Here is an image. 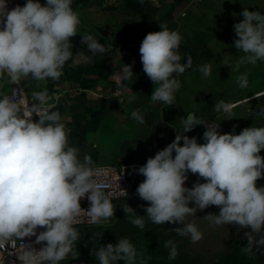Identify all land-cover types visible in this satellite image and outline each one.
<instances>
[{
    "label": "clouds",
    "instance_id": "clouds-1",
    "mask_svg": "<svg viewBox=\"0 0 264 264\" xmlns=\"http://www.w3.org/2000/svg\"><path fill=\"white\" fill-rule=\"evenodd\" d=\"M72 2L46 0L42 5L39 0H26L23 6L9 10L7 0H0V75L7 74L12 84H20L29 76L44 82L60 79L72 56L70 38L77 35L80 23ZM240 15L243 20L234 24V47L244 55L238 57L234 71L244 64L264 62V13L245 8ZM160 28L145 36L139 52L144 73L156 85L151 100L171 106L181 86L173 74L191 68L192 58L185 54L182 64L178 51L181 35L165 24ZM81 44L93 55L106 50L92 36L82 37ZM211 70L210 64L199 68L204 77L210 76ZM133 74L132 66L125 64L122 78L130 79ZM237 83L246 88L247 73L238 75ZM32 100L37 103L26 102L23 89L0 98V247L7 241L14 246L15 239L36 236L35 243L45 242L44 247L37 252L26 245L18 257L22 264H59L73 252L79 239L74 225L81 223L83 216L98 224L113 217L115 209L105 192L109 185L94 178L91 156L85 155L82 162L78 159L80 149L69 146L59 113L48 111L47 89L34 91ZM134 100L135 96L129 103ZM214 110L229 112L231 105L220 101ZM34 115L38 121H33ZM131 116L140 124L145 122L138 110ZM181 124L183 134L177 132L172 143L137 169L145 177L136 189L137 195L149 203L145 216L157 225L179 222L183 227L174 231L196 243L203 233L194 223L185 224V218L210 205L217 206L218 215L205 216L213 224L250 230L245 232L247 245L242 252L251 253L254 246H264V237L256 240L253 236L264 229V186H257V181L264 178V157L259 155L264 149V127L221 134L219 125L209 126L193 113L182 117ZM197 125L206 126L203 144L184 134ZM188 173L198 174L206 182L185 187ZM86 195L90 207L85 210L80 200ZM123 210L132 213L130 223L144 228L145 216L137 215L129 206ZM37 228L45 230L37 235ZM165 247H170L168 258L174 260L178 255L176 245L169 240ZM92 254L99 264H147L146 260H137L141 254L127 238L102 245Z\"/></svg>",
    "mask_w": 264,
    "mask_h": 264
},
{
    "label": "crops",
    "instance_id": "crops-1",
    "mask_svg": "<svg viewBox=\"0 0 264 264\" xmlns=\"http://www.w3.org/2000/svg\"><path fill=\"white\" fill-rule=\"evenodd\" d=\"M194 4L193 0H73L71 7L80 23L77 35L70 38L72 56L63 75L55 82L29 76L21 83L26 98L47 89L51 112L59 113L69 146L80 149L81 162L90 155L92 165H137V189L145 179L137 169L172 143L177 132L182 135L184 115L179 117L175 109L178 90L171 106L151 100L156 85L143 71L139 49L148 33L161 30L160 24L177 31L179 18ZM86 36L96 38L105 52H89L81 44ZM125 64L132 66L130 79L122 78ZM173 78L179 80L180 74ZM10 92V79L0 75V98ZM137 110L143 124L131 116Z\"/></svg>",
    "mask_w": 264,
    "mask_h": 264
},
{
    "label": "rangeland",
    "instance_id": "rangeland-1",
    "mask_svg": "<svg viewBox=\"0 0 264 264\" xmlns=\"http://www.w3.org/2000/svg\"><path fill=\"white\" fill-rule=\"evenodd\" d=\"M245 8L264 13V0H203L179 18L177 32L182 37L178 49L181 63L186 62L185 54L192 58L191 68L179 78L181 86L175 108L179 117L184 115L186 118L188 113H193L205 122L224 127V133L232 134H240L248 127H264V105L257 101V97L264 93V62L244 64L239 71L233 70L238 57L244 55L234 47L237 38L234 24L243 20L240 14ZM205 64L212 66L208 77L199 71ZM243 73L248 77L246 88L237 83V76ZM220 101L231 105V110L215 111L214 105ZM205 131L193 129L184 134L189 138L196 137L197 142L203 144ZM259 155L264 157V149ZM196 182L206 181L198 174L188 173L185 187L191 188ZM257 186H264V180L259 179ZM132 201L140 208L144 206L135 213L145 216L144 209L149 203L137 193ZM219 212V207L210 205L202 211L197 210L195 216L185 218V224L194 223L203 233V238L193 243L190 236H180L174 231L183 227L179 222L157 225L145 216V226L141 229L130 223L132 213L126 215L116 210L107 223L77 228L79 239L74 243L73 252L59 264H99L92 253L102 245L116 244L121 238H127L141 254L137 260H146L147 264H264V246H254L247 254L241 251L247 245L245 232L250 230L231 224L217 226L205 217ZM253 236L256 240L264 237V229ZM169 240L177 248L178 255L174 260L168 258L170 247H165ZM116 264H124V261Z\"/></svg>",
    "mask_w": 264,
    "mask_h": 264
},
{
    "label": "built area",
    "instance_id": "built-area-1",
    "mask_svg": "<svg viewBox=\"0 0 264 264\" xmlns=\"http://www.w3.org/2000/svg\"><path fill=\"white\" fill-rule=\"evenodd\" d=\"M24 0H7L8 8L11 10L17 5L23 6ZM195 3H200L203 0H193ZM15 89H23L22 83L20 84H12L11 83V92L9 96L12 94V92ZM23 95L27 103H37L36 101L32 100L31 98H26L25 91L23 89ZM51 98L49 97L48 103L46 105L49 112L52 110V104L50 103ZM33 121H38V116L32 117ZM209 126H218L219 124L205 122ZM206 129L205 125H197L194 130H201ZM218 131L221 134H225L224 127H221L219 125ZM91 167L94 169L95 173V179L98 181H101L103 183H106L109 185L107 189H105L106 194L109 195V199L112 201L114 205V211L118 210L123 213L125 208L127 206L131 207L132 209L137 210L139 208V204L137 202L132 201L133 196L136 192V176H135V168L137 165H91ZM264 180V178H261ZM126 190L128 193L127 196L121 194L120 188ZM81 207L83 209H88L90 207V202L87 199V195L80 200ZM127 213V212H126ZM110 221V218L108 220H101L98 224H93L89 222V218L85 215L82 217V222L74 225L75 228H81V227H94L98 226L104 223H107ZM43 228H37V235L44 231ZM36 236H28L24 237L23 240L21 239H15L14 240V246L12 241H7L3 244L2 247H0V264H22V261L18 258L22 252L26 249V245H32V247L35 248V250L38 252L44 247V243L42 242L40 244L35 243Z\"/></svg>",
    "mask_w": 264,
    "mask_h": 264
},
{
    "label": "trees",
    "instance_id": "trees-1",
    "mask_svg": "<svg viewBox=\"0 0 264 264\" xmlns=\"http://www.w3.org/2000/svg\"><path fill=\"white\" fill-rule=\"evenodd\" d=\"M257 101H258L260 104L264 105V94L261 95V96H258V97H257ZM201 120L205 122V119H201ZM147 206H149V205H147ZM147 206H146V207H147ZM143 207H144V206H143ZM143 207L140 208V206H139V208H138L139 210L137 209V210H135V212L140 211L141 209H143ZM146 207H145V208H146ZM122 214H126V215H128L129 213H122Z\"/></svg>",
    "mask_w": 264,
    "mask_h": 264
},
{
    "label": "water",
    "instance_id": "water-1",
    "mask_svg": "<svg viewBox=\"0 0 264 264\" xmlns=\"http://www.w3.org/2000/svg\"><path fill=\"white\" fill-rule=\"evenodd\" d=\"M264 94V93H263ZM263 94H261V95H263ZM261 95H259V96H261Z\"/></svg>",
    "mask_w": 264,
    "mask_h": 264
}]
</instances>
